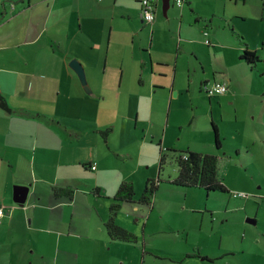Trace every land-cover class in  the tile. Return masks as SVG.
I'll return each mask as SVG.
<instances>
[{
	"label": "rangeland",
	"instance_id": "rangeland-1",
	"mask_svg": "<svg viewBox=\"0 0 264 264\" xmlns=\"http://www.w3.org/2000/svg\"><path fill=\"white\" fill-rule=\"evenodd\" d=\"M169 2L164 12L163 0H158L161 12L137 31L135 40L140 50H182L176 85L185 87L172 96L166 90L144 91L137 108L108 95L99 102L102 108L90 110L102 143H80L78 151L101 155L100 171L86 168L84 177L74 180L76 207L96 210L112 200L116 184L132 181L135 200L121 201L116 221L133 236L100 247L110 249L113 264H264V0H191V6L186 0L183 5ZM241 35L258 48L260 58L253 65L239 56ZM124 45V40L112 44L111 61L118 62L117 49L126 51ZM188 60L196 67L191 73ZM202 61L207 69L231 76L233 100L219 105L221 92L210 98L200 89ZM98 121L111 126L106 139ZM212 121L219 127V145ZM190 145L217 154V174L226 189L172 180L178 167L174 153ZM148 178L157 187L151 201L139 200ZM235 190L246 194H233ZM84 219L79 214L76 229L85 228ZM82 244L75 242V252L66 257L76 260L78 252L79 259H94Z\"/></svg>",
	"mask_w": 264,
	"mask_h": 264
},
{
	"label": "crops",
	"instance_id": "crops-1",
	"mask_svg": "<svg viewBox=\"0 0 264 264\" xmlns=\"http://www.w3.org/2000/svg\"><path fill=\"white\" fill-rule=\"evenodd\" d=\"M154 1L155 13L161 12ZM152 20L144 19L140 0H0V94L9 106L0 103V202L6 206L0 264H113L110 249L100 248L121 240L109 237L104 225L109 200L96 210L78 211L75 188L69 196L55 192L53 185L73 187L86 168L99 173L101 155L81 156L78 146L102 143L90 110L102 108L104 97L127 99L137 108L144 91L166 90L172 96L184 89L176 85L182 50H140L136 45V33ZM123 40L128 49H117L115 63L108 57L110 47ZM72 56L83 63L89 89L69 64ZM202 63L200 89L205 79H225L228 88L216 100L219 105L233 100L231 76ZM195 68L188 60V72ZM93 161L96 167L91 168ZM23 192L21 202L15 197ZM79 214L86 222L81 230L75 228ZM78 241L94 259H79L78 252L76 260L66 257Z\"/></svg>",
	"mask_w": 264,
	"mask_h": 264
},
{
	"label": "trees",
	"instance_id": "trees-1",
	"mask_svg": "<svg viewBox=\"0 0 264 264\" xmlns=\"http://www.w3.org/2000/svg\"><path fill=\"white\" fill-rule=\"evenodd\" d=\"M155 2V1H154ZM242 49L239 56L246 62L253 65L257 59L260 58L258 48H251L248 43L242 38ZM264 42L262 43V45ZM262 47V46H261ZM0 103L9 107L5 102L3 96L0 94ZM55 120H57L55 118ZM213 126L215 128V143L220 144L218 128L214 121ZM111 129L110 125L100 128V132L103 136L107 137L108 130ZM164 158L163 153L160 155V162ZM174 158L177 162V173L172 178L176 183L180 184H198L203 185L207 189L209 188H221L226 189L225 183L218 177L217 174V160L218 156L215 152L201 151L192 147H187L184 150H178L174 153ZM91 167V166H90ZM94 168V167H91ZM157 187V182L148 178L145 183L144 190L138 197L139 200L151 201V196ZM55 192L66 193L69 196L73 194V187L63 185H53ZM122 200H135L134 198V186L131 180L123 179L120 181L117 189L113 193L112 200L109 202V213L104 221L105 228L109 237L130 239L133 236V232L127 227L118 223L115 219L117 209L121 205Z\"/></svg>",
	"mask_w": 264,
	"mask_h": 264
},
{
	"label": "built area",
	"instance_id": "built-area-1",
	"mask_svg": "<svg viewBox=\"0 0 264 264\" xmlns=\"http://www.w3.org/2000/svg\"><path fill=\"white\" fill-rule=\"evenodd\" d=\"M178 4L182 3V0H176ZM141 4V12L146 20H152L155 16V2L154 0H140ZM205 33H207V30H205ZM205 39L209 41V37L206 36ZM262 50L264 52V44L262 45ZM202 88L209 94L212 95L214 93L223 92L228 88V82L225 79H205L201 83ZM91 167H95L96 163L95 161L90 163ZM233 194H246L243 190H235L232 191ZM6 212V206L3 202H0V222L3 218V215Z\"/></svg>",
	"mask_w": 264,
	"mask_h": 264
},
{
	"label": "water",
	"instance_id": "water-1",
	"mask_svg": "<svg viewBox=\"0 0 264 264\" xmlns=\"http://www.w3.org/2000/svg\"><path fill=\"white\" fill-rule=\"evenodd\" d=\"M169 0H163V10L164 12H166V8L169 5ZM69 64L76 70V72L79 75V78L81 80V82L83 83L84 87L86 89H89V84L87 82V76H86V72H85V68L83 66V63L78 59V57L76 56H72L69 59ZM17 200L19 201H24L25 199V192L22 193V195L15 197ZM249 220L254 221L255 217H248Z\"/></svg>",
	"mask_w": 264,
	"mask_h": 264
},
{
	"label": "bare ground",
	"instance_id": "bare-ground-1",
	"mask_svg": "<svg viewBox=\"0 0 264 264\" xmlns=\"http://www.w3.org/2000/svg\"><path fill=\"white\" fill-rule=\"evenodd\" d=\"M96 167V166H95Z\"/></svg>",
	"mask_w": 264,
	"mask_h": 264
}]
</instances>
